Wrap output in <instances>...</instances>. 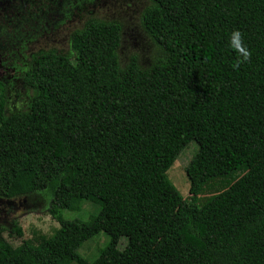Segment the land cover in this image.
Masks as SVG:
<instances>
[{"label": "trees", "instance_id": "trees-1", "mask_svg": "<svg viewBox=\"0 0 264 264\" xmlns=\"http://www.w3.org/2000/svg\"><path fill=\"white\" fill-rule=\"evenodd\" d=\"M139 19L145 66L119 62L117 20L89 18L70 53H30L24 108L4 111L0 79V195L39 192L58 223L35 243L0 237V264H264V0H146ZM234 30L251 51L239 68ZM196 135L184 198L166 170Z\"/></svg>", "mask_w": 264, "mask_h": 264}, {"label": "rangeland", "instance_id": "rangeland-1", "mask_svg": "<svg viewBox=\"0 0 264 264\" xmlns=\"http://www.w3.org/2000/svg\"><path fill=\"white\" fill-rule=\"evenodd\" d=\"M145 4L146 0H0V79L6 85L4 111L10 112L26 106L29 90L22 82L21 72L30 53L40 48H54L61 53H70L71 33L89 18L117 20L121 25L116 49L119 62L124 63L134 54L140 65H147L153 47L139 21L140 11ZM203 139L202 135H196L166 170L167 176L184 198L189 195L188 169ZM210 185L201 190L199 203L214 192ZM38 193H32V198ZM28 202L34 204H22L12 218L21 229L20 235L14 233L13 225L0 229V237L13 246L20 244L22 239L35 243L41 234L50 235L58 225L45 211L47 202L44 205L35 201ZM37 206H43V209H31ZM96 210L97 205L83 200L79 215L86 219ZM64 215L70 217L74 212L65 211ZM107 240L108 236L103 231L95 233L82 243L79 252L87 258L93 257L98 247L103 246ZM125 241L126 237L121 236L117 247L122 248Z\"/></svg>", "mask_w": 264, "mask_h": 264}, {"label": "clouds", "instance_id": "clouds-1", "mask_svg": "<svg viewBox=\"0 0 264 264\" xmlns=\"http://www.w3.org/2000/svg\"><path fill=\"white\" fill-rule=\"evenodd\" d=\"M229 46L230 48L236 53V61L234 63L235 68H239L241 64L249 62L251 59V51L248 49V47L245 45L243 34L239 30H234L229 38ZM214 192H212L213 194ZM22 195H28V194H22ZM33 196V195H32ZM31 195H28V201H35L41 203V198L39 194L35 195L34 198H32ZM34 210L40 211L43 209V207L36 209L31 208ZM29 209V210H31ZM15 223L12 221L11 225H14ZM2 229V228H0Z\"/></svg>", "mask_w": 264, "mask_h": 264}, {"label": "flooded vegetation", "instance_id": "flooded-vegetation-1", "mask_svg": "<svg viewBox=\"0 0 264 264\" xmlns=\"http://www.w3.org/2000/svg\"><path fill=\"white\" fill-rule=\"evenodd\" d=\"M26 203L34 204V202H28V195H19V196L16 195L11 197L0 195V228H5L10 226L13 221L12 218L19 210V206H21L22 204L25 205ZM41 207L43 206H37L36 209H39Z\"/></svg>", "mask_w": 264, "mask_h": 264}]
</instances>
